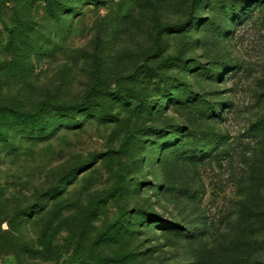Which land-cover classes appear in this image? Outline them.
I'll use <instances>...</instances> for the list:
<instances>
[{
	"label": "rangeland",
	"instance_id": "1",
	"mask_svg": "<svg viewBox=\"0 0 264 264\" xmlns=\"http://www.w3.org/2000/svg\"><path fill=\"white\" fill-rule=\"evenodd\" d=\"M1 108L0 264H264V0H0Z\"/></svg>",
	"mask_w": 264,
	"mask_h": 264
},
{
	"label": "trees",
	"instance_id": "2",
	"mask_svg": "<svg viewBox=\"0 0 264 264\" xmlns=\"http://www.w3.org/2000/svg\"><path fill=\"white\" fill-rule=\"evenodd\" d=\"M79 103L66 105L64 103L41 101L38 107L33 110H21L13 106L6 107L9 115L16 116L28 123L31 122L29 127H25L24 123H20L19 127L26 128L28 132H23L22 135H26L27 138L42 139L49 137L58 128L63 126L62 118H69L73 115L76 109L79 107ZM2 111V108L0 109ZM2 136V132H0Z\"/></svg>",
	"mask_w": 264,
	"mask_h": 264
}]
</instances>
